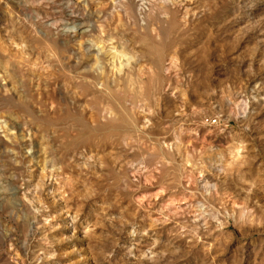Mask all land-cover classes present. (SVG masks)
Wrapping results in <instances>:
<instances>
[{
	"label": "rangeland",
	"instance_id": "374dc122",
	"mask_svg": "<svg viewBox=\"0 0 264 264\" xmlns=\"http://www.w3.org/2000/svg\"><path fill=\"white\" fill-rule=\"evenodd\" d=\"M263 31L264 0H0V264H264Z\"/></svg>",
	"mask_w": 264,
	"mask_h": 264
},
{
	"label": "bare ground",
	"instance_id": "6f19581e",
	"mask_svg": "<svg viewBox=\"0 0 264 264\" xmlns=\"http://www.w3.org/2000/svg\"><path fill=\"white\" fill-rule=\"evenodd\" d=\"M76 29H78V28H76ZM82 32V31H81ZM264 32V31H263ZM262 41V40H261ZM263 43H264V41H263ZM262 45V44H261ZM263 46V45H262ZM264 52V51H263ZM257 100V99H256ZM258 101V100H257ZM259 103V105H264V100H262V101H258ZM256 103V102H255ZM237 111H236V113H234V115L236 116V117H238V116H246L247 115V113H248V111H249V105H248V103H247V105L245 104V103H239L238 104V106H237ZM234 110V109H233ZM234 112V111H233ZM232 114V113H231ZM233 115V114H232ZM232 117V116H231ZM134 254V253H133ZM149 259V258H148Z\"/></svg>",
	"mask_w": 264,
	"mask_h": 264
}]
</instances>
